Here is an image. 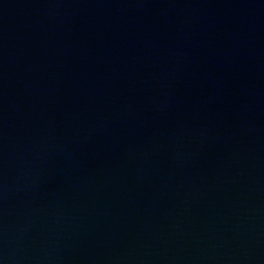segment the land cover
I'll return each instance as SVG.
<instances>
[{
    "label": "water",
    "instance_id": "95a60500",
    "mask_svg": "<svg viewBox=\"0 0 264 264\" xmlns=\"http://www.w3.org/2000/svg\"><path fill=\"white\" fill-rule=\"evenodd\" d=\"M0 264H264V0H0Z\"/></svg>",
    "mask_w": 264,
    "mask_h": 264
}]
</instances>
